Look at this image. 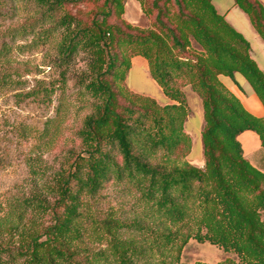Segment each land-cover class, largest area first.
Returning <instances> with one entry per match:
<instances>
[{
    "label": "trees",
    "instance_id": "16d2710c",
    "mask_svg": "<svg viewBox=\"0 0 264 264\" xmlns=\"http://www.w3.org/2000/svg\"><path fill=\"white\" fill-rule=\"evenodd\" d=\"M11 1L34 4L49 23L43 33L58 38L60 67L87 55L78 83L95 104L77 131L81 150L0 217V264H185L191 238L233 254L216 264H264V171L237 139L254 131L264 151V117L220 80L243 76L264 105V73L212 1L138 0L146 28L123 18L125 0ZM233 1L264 40L261 2ZM81 4L91 6L85 16ZM134 56L146 59L170 103L127 86ZM186 84L203 108L202 168L176 159L190 147ZM110 181L127 182L149 212L131 220L100 214L92 203Z\"/></svg>",
    "mask_w": 264,
    "mask_h": 264
},
{
    "label": "rangeland",
    "instance_id": "374dc122",
    "mask_svg": "<svg viewBox=\"0 0 264 264\" xmlns=\"http://www.w3.org/2000/svg\"><path fill=\"white\" fill-rule=\"evenodd\" d=\"M78 7L83 16L91 8L85 4ZM123 18L138 27L150 25L138 0H125ZM48 25L40 20L34 4L0 0L1 218L8 214L10 203L17 196L46 181L64 164L70 152L81 150L77 131L95 104L78 83L79 77L88 71L87 55L79 51L67 69L60 67L58 38L43 33ZM185 88L192 90L188 84L182 86L184 95ZM170 102L168 99L167 103ZM184 131L187 133L185 127ZM190 153L191 137L187 154L184 157L178 154L176 159L202 168L204 161L193 162ZM161 154L157 152V159ZM92 205L100 214L112 212L124 220L149 212L139 193L124 181L106 183ZM227 257L233 254L191 238L181 251L180 261L216 264Z\"/></svg>",
    "mask_w": 264,
    "mask_h": 264
},
{
    "label": "crops",
    "instance_id": "0c3cea01",
    "mask_svg": "<svg viewBox=\"0 0 264 264\" xmlns=\"http://www.w3.org/2000/svg\"><path fill=\"white\" fill-rule=\"evenodd\" d=\"M216 11L249 42V53L258 67L264 73V40L251 25L250 20L233 0H211ZM264 6V0H259ZM130 68L126 76L127 86L134 92L150 96L159 103H167L168 98L158 83L151 77L149 66L141 56L130 60ZM225 87L238 98L242 106L255 117H264V105L256 95L248 81L237 74L233 78L220 76ZM185 96L189 113L184 121V127L191 137V159L202 164L200 135L204 125L203 108L200 98L189 88H185ZM237 139L241 145L243 156L255 167L264 171V151L257 133L251 130L241 132Z\"/></svg>",
    "mask_w": 264,
    "mask_h": 264
}]
</instances>
